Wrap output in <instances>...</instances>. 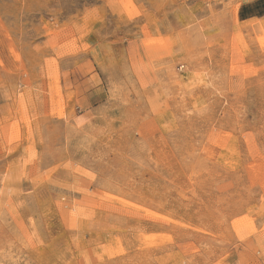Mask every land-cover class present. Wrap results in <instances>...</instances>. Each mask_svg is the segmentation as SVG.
<instances>
[{"label": "rangeland", "instance_id": "1", "mask_svg": "<svg viewBox=\"0 0 264 264\" xmlns=\"http://www.w3.org/2000/svg\"><path fill=\"white\" fill-rule=\"evenodd\" d=\"M0 264H264V0H0Z\"/></svg>", "mask_w": 264, "mask_h": 264}]
</instances>
